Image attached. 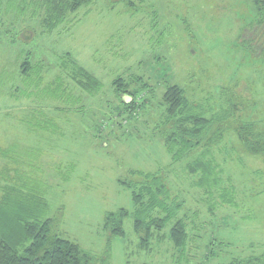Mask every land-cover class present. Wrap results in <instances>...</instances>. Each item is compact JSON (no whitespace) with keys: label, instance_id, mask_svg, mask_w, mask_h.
I'll use <instances>...</instances> for the list:
<instances>
[{"label":"rangeland","instance_id":"rangeland-1","mask_svg":"<svg viewBox=\"0 0 264 264\" xmlns=\"http://www.w3.org/2000/svg\"><path fill=\"white\" fill-rule=\"evenodd\" d=\"M129 1L136 14L127 13L121 0H94L51 33L42 32L41 0L3 1L0 186L16 173L32 174L47 199V218H59L56 233L102 257L108 242L104 216L134 211L129 190L118 182L139 188L144 180L131 171H159L170 190L169 203L183 202L178 218L187 224L184 251L168 240L169 225L148 251L138 248L126 219L124 237L110 242L109 264H224L261 255L264 156H247L233 133L210 150L222 188L233 191L235 206L230 207L220 203V194L209 197L196 187L185 170L189 160L166 168L171 158L155 129L164 115L167 83L179 85L208 118L230 110L228 97L235 96V119L264 132V3ZM65 53L100 81L99 94L81 92L58 69ZM26 58L33 66L31 80H23L19 70ZM38 64L41 83L36 82ZM58 70L62 83L56 89ZM118 76L140 77L150 87L137 99L140 104L145 99L144 107L133 115L113 93L111 83ZM211 252L216 257L208 261Z\"/></svg>","mask_w":264,"mask_h":264},{"label":"trees","instance_id":"trees-1","mask_svg":"<svg viewBox=\"0 0 264 264\" xmlns=\"http://www.w3.org/2000/svg\"><path fill=\"white\" fill-rule=\"evenodd\" d=\"M3 1L5 0H0V9ZM12 1L14 0H6L8 5H12ZM93 1L41 0L39 10L42 11V32L51 33L58 29L69 15L92 4ZM259 1L264 3V0ZM121 2L124 3L127 13L138 12L131 1ZM57 67L81 92L89 96L101 92L100 81L80 67L69 53L60 57ZM32 68L28 58L21 63L19 70L23 80H31ZM42 68L38 64L36 72H39V78L37 77L36 82L41 83L43 80ZM59 70L52 83L56 89H59L62 83ZM111 87L115 96L122 100L120 103L129 116L144 107L142 105L145 104V99L141 104L137 101L141 93L150 92L148 83L140 77H131L127 81L118 76L112 81ZM235 100L236 97L230 95L228 97L230 110L219 113L214 118H208L204 108L190 102L179 85L165 83L162 94L164 115L155 129L171 158V164L166 168L189 160L185 170L188 175L195 178L196 187L204 190L205 195L209 197L220 194V203L230 207L235 206L233 191L222 188L221 171L209 157L210 150L218 146L225 135L233 133L247 156L253 158L264 156V132L259 131L252 123L235 119L233 112H238ZM32 150L39 154L38 149ZM130 173L142 178L144 183L138 188L118 182L129 190L134 211L130 213L125 209H119L104 216L103 231L107 234L108 242L102 257L91 255L76 243L56 233L54 226L59 218H47L49 211L47 199L40 188V183L33 179L32 174L23 176L24 174L16 173V179L4 180L0 186V264H109L110 242L114 238L124 237L123 223L126 219L132 222L138 248L148 251L151 242L169 225L168 240L174 249L183 252L189 239L185 220L178 218L183 202L169 203L170 190L159 171ZM209 210L213 212V205ZM217 245H222V242ZM214 257L216 254L211 252L207 255V260L210 261ZM224 264H264V252L259 256L252 255L243 260L234 259Z\"/></svg>","mask_w":264,"mask_h":264}]
</instances>
